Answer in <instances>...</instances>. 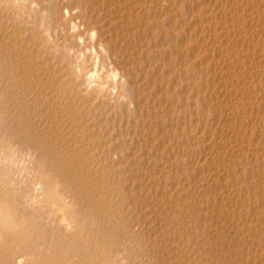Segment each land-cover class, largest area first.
<instances>
[{
  "label": "bare ground",
  "instance_id": "bare-ground-1",
  "mask_svg": "<svg viewBox=\"0 0 264 264\" xmlns=\"http://www.w3.org/2000/svg\"><path fill=\"white\" fill-rule=\"evenodd\" d=\"M31 1L42 5L41 0ZM72 1L79 8L76 16L83 17L82 23L86 26L77 35L98 33L92 45L107 66L104 80H97L89 89L85 75L92 70H87L85 62L80 60V48L50 41L45 33L50 31L49 24L44 34H40L34 31V25L24 23L27 19L20 21L17 11L11 17L5 11L15 0H0V58L4 61L0 71L9 83L14 80L26 84L29 95L34 98L20 90L21 98L25 102L26 98L33 101V106H44L51 118L54 117L52 128L58 131L62 124L64 138L75 134L74 143L61 142L59 146L63 149L58 159L66 164L72 178L78 179L86 191L90 190L91 197L100 201V206L97 205L102 212L101 220L112 223L115 206L121 201L128 202L129 207L142 199L144 211L140 217L143 222L145 219L154 225V238L163 236L159 240L162 248L158 249L161 263L264 264V0H70L65 5L60 0L51 8L61 18L64 7L72 8ZM19 9H24V5ZM57 23L63 24V21L59 19ZM31 37L35 40L29 45ZM113 73L118 75L116 80L111 79ZM16 90L19 91L18 86ZM71 180H67L64 192H55L60 195L58 206L62 208L68 205ZM40 189L42 194L52 197L50 186L43 185ZM67 208L63 210L67 212ZM72 212L74 217L76 212ZM62 215L59 216L74 221L73 217ZM75 222L66 224L75 228ZM122 223L125 227V222ZM119 225L114 226L119 228ZM8 237L3 234L1 239L5 241ZM102 241H107L106 253L99 259V255H94L113 264L115 257L109 251L115 240L113 243V240ZM22 242V253L16 260L28 264L29 260L22 257L34 251ZM101 248L95 249L101 251ZM103 261L100 262L103 264ZM4 262L0 260V264H10L8 259ZM57 263L51 259L42 264Z\"/></svg>",
  "mask_w": 264,
  "mask_h": 264
},
{
  "label": "rangeland",
  "instance_id": "rangeland-1",
  "mask_svg": "<svg viewBox=\"0 0 264 264\" xmlns=\"http://www.w3.org/2000/svg\"><path fill=\"white\" fill-rule=\"evenodd\" d=\"M41 1H42L41 2L42 5L39 6V4L36 1L32 2L31 0H18V1L15 0V2H12L13 5H10L11 7H8L9 9L6 10L5 12L6 13L9 12L8 14L12 17V12L15 11V14H16V11H17V14L19 16V20L20 21L22 20V22L24 21V19L25 20L27 19L26 21H28V18L30 17L29 20L31 22L30 21H28V22L24 21V23L25 24L28 23L29 26L30 25L31 26L34 25V27H35L34 31L35 32L39 31L40 34L41 33L44 34L43 30L45 29L47 24H49L50 31H45V33H46V36L48 38H50V41H53L54 43H59V45L73 44L75 48H80L79 49V57H80L81 53H85L86 49H94L95 50V48H94V46L92 44H94V42L98 38L97 31H95L96 32V38H95L96 40L95 39L93 40L91 38V35H90L91 32L90 33L89 32L83 33L81 36L77 35V32L81 31V30L83 31L86 28V26H85V24L82 23V18L83 17L80 16V18H79V16H76V15H78L79 8H76L75 2H73V1L71 2L70 5H71L72 8L64 7V10H62L63 14H61V18H59L56 15V13H55V9H52V8H55L57 6V4L60 3V2H58L60 0H55V1L54 0H41ZM46 1H47V3H46ZM61 1H63L62 4L65 5V4L69 3L70 0H61ZM32 3H34V4H32ZM21 4L24 5V9H22V10L19 9V7H21ZM33 5H35V6H33ZM51 6H52V8H51ZM26 8H29V9H26ZM65 9L67 10V14H65V12H64V11H66ZM22 16L24 18H21ZM15 17H17V16H15ZM73 17H74V19H73ZM10 19H12V18H10ZM59 19L63 21V24L57 23V20L59 22ZM64 24H66V25H64ZM74 27H75V31L73 32V28ZM25 33H26V35H30V32H25ZM80 38L83 39V43H80ZM28 40L29 41L31 40V41L29 42V41L26 40V43L29 42V45L30 44L32 45L33 44L32 41L35 40V38L33 39L31 37ZM50 41H45V43H50ZM99 56L101 57V55L97 54L96 51H95V54H93L92 51H88V52L85 53L84 58H83L82 61L85 62L86 66H87L86 67L87 70L88 69L93 70L92 64L93 65L95 64L97 66L96 67V71L98 72V74L100 76L99 80H104L103 78L105 77V75L107 73V70H105V69H107L106 68L107 66H105L102 63L101 59L103 57H101V59H100ZM1 57H2V55H1ZM2 58H4V57H2ZM5 59H7V58H5ZM95 59H97V60L95 61ZM2 60L0 58V66H1L2 62L4 63V61H2ZM90 66L92 67V69H91ZM101 69H103L104 71H101ZM104 72H105V75H104ZM0 74L3 77L2 78L0 76V79H1V82H0V234H1L0 235V260L2 262H4V261L6 262L7 259H8V261H10V264H20L17 260L20 258L19 255L22 253V251H21V241H23L22 242L23 244L28 245V250L32 249L34 251V254H32V255L25 254V257L24 256L22 257L23 260H29L28 264H34V263L35 264H39V262H40V264H42V263H44L46 261H49L51 259L52 260L54 259V262H56V263L58 262L57 264H65V263H67V264H75V263H77V264H81V263L82 264H88V263L89 264H95V263L96 264H102L101 262L103 260H101V259L98 260V259H99V257L101 258V256L104 255V253H106V251H107V247H106L107 245H105L107 243V241H105L106 243H104V241H102L103 239H105V240L107 239L108 243L110 242L109 240H113V241H111L112 243L114 242V240H115V242H117L116 243L117 245L115 244V242L113 243L114 246L112 245L113 248H111L112 250L109 251V254L111 255V257L112 256L115 257V258H112L114 260L115 264H118V263L119 264H126V263L130 264L131 262H132L131 264H133V263L134 264H138V263H140V264H151V263H153L154 264V262H155V264H163V263H161V260H160V257H159V253L160 252L158 250V249L162 248V246H161L162 242H159V240L162 241L161 238L163 236L159 235L158 236L159 239H158L157 236L154 238L153 237L154 225L150 224V223L148 224L147 222H145V219H144V222H143V219H142L143 217H140V216L143 215V212L141 213V211H144V205H143L144 203L141 202L143 200L141 199V201L139 200V201H137V203L129 205L130 208L128 207L129 203L126 202V201H121L122 203H118V205L115 206V209H116L114 211L115 216H113L114 220H113L112 223H114V224L106 223L105 221H103V219L101 220V217H100L101 215H99V214H102V212H100V209H99V207L97 205V204H99L100 201L96 200V197H91L92 195H91L90 190L86 191L85 186L82 183H80V181L78 179L77 180L73 179L72 178L73 175H70L71 171H69V169L67 167H65L66 164H62V161L59 160L61 158L59 156V151H60L61 148L63 149V147H61L62 145L61 146H59V145L61 144L62 141H63L62 143L65 142V144H68L69 142L70 143H74V141L77 140L76 137H75V134L66 135L67 139L64 138L62 136V134H61V131H62L61 126H63V125L59 124V127H60L59 129H61V130L58 129V131L54 129L55 127L52 128L51 124H53L52 120H53L54 117L52 116V118H51V116L49 114V111L47 109H45L44 106H42V105L33 106V104H34L33 101L29 102V99L27 100L26 97H25L26 98V102H25V99L23 101V99L21 98V95H22L21 93L22 92L25 93V91H27V92L29 91V89H27L26 84H21V83H18L17 81H14V80H11L12 82L9 83L10 80L9 79L7 80V77L4 74H3L4 75L3 76L1 71H0ZM102 76H104V77L102 78ZM6 81H7V83H5ZM4 83L6 85H4ZM14 83H16V84H14ZM8 84H10V85H8ZM2 85H3V87H2ZM14 86H16V87H14ZM17 86H18V90L19 91L16 90ZM23 86H25L26 88L22 89ZM13 88L14 89L16 88L15 91L17 93L13 90ZM11 89H12V91H11ZM20 90H23V91L21 92ZM7 91H8V93H7ZM12 92H15L16 94L12 95L11 94ZM29 93L30 92H28L27 94L29 95ZM31 95H29V96H30L31 99H33L34 95H33V97H31ZM36 98L37 97H35V99ZM15 100H17V101H15ZM7 102H8V104H7ZM16 102H18L17 105H16ZM36 107H37V109L39 108L41 110H39V109L36 110ZM16 108H17L18 111H16ZM25 110L27 111V113H26ZM39 111H40V113H39ZM41 112H44V113H41ZM32 114H34L35 116L32 115ZM24 115H25V117H24ZM36 115H37V117H36ZM45 115H46V117H45ZM47 116H50V117L48 118ZM28 117H29V119H27ZM17 118H18V120H17ZM58 118H60V115L57 116V119ZM48 119H50V121ZM44 121H46L47 123L46 122L44 123ZM13 122H15V124ZM16 122L19 123V124H17ZM36 124H37V126H36ZM29 125H31L30 128H28ZM17 126L19 127L20 130L18 129ZM22 126H24V127H22ZM48 126H50V127L48 128ZM32 127L35 128L34 134H35L36 137L34 136V134H32V129H33ZM38 127H39V130H38ZM45 128L48 129L49 131L51 130L50 131L51 133L48 130L45 132V130H46ZM36 130L39 132L38 135H41V137L37 135L38 132ZM54 130H55V132H54ZM19 131H20V133H19ZM29 132H30V134H29ZM48 132L50 133V135H49ZM56 132H57V134H56ZM58 133H59V136H58ZM27 134H28V137H26V139H25V136H27ZM47 135H48V137H46ZM44 136L46 138H44ZM69 136H71V137L69 138ZM57 137H59L60 141H59V139ZM20 138H21V140L19 141ZM61 138H62V140H61ZM73 138H74V140H72ZM44 139H46V140L49 139V140H47V142L46 141L44 142ZM52 139H54V142H53ZM70 139H71V141H70ZM50 140H52L51 141L52 143L50 142ZM56 140H58V141L55 142ZM38 142L41 143V144H39ZM45 144L48 145V148H47V145H45ZM65 144L63 146H65ZM17 147H19V148H17ZM50 147H52V148H50ZM12 148L13 149L15 148V149L12 150ZM46 148L48 149V152L46 151L47 150ZM55 151H56V153H55ZM49 153H51V154L48 155ZM58 157H59V159H58ZM55 159H57V160H55ZM10 162H11V164H10ZM35 163H36V165H35ZM34 166H36V167H34ZM71 178L73 180V182H72L73 184H72V186L70 188L71 190H69V192H68V195H69L68 198H67L68 199V205L64 206L65 208H62L61 206H58V204L60 205V199H59L60 195L58 193H55V192L56 191H61V190L64 192L66 190L65 189V184H66V182L71 180ZM79 183H80V186L78 185ZM43 185L44 186L45 185L46 186H50V188L52 189V192H53L52 194L53 195H52L51 198L49 197V195L47 193H43L42 194L40 186H43ZM82 185H83L84 188L82 187ZM74 186H76V187H74ZM79 188H80V190H79ZM88 194H90V197H89ZM92 198H94L95 201ZM81 199H82V201H81ZM139 202H140V204H139ZM141 203H142L143 207H142ZM120 204H122V205H120ZM137 204H138V206H141V207L139 208L137 206ZM92 205H93V207H92ZM99 206H100V204H99ZM134 206H135V208H134ZM60 207H61L62 210L66 209V207H68L67 208V212H65L66 210L65 211L63 210L64 212L62 210H59ZM120 207L121 208L123 207L124 210H125V208H126V210L127 209L128 210L127 211L126 210L124 211L123 209L120 210L121 209ZM91 208H92V210H91ZM70 209L71 210L74 209L73 211L76 212V213L72 212ZM129 209H132V210H129ZM68 210H70V211H68ZM58 211L61 212V213L58 214L57 213ZM120 211H121V213H119ZM123 211H124V213H123ZM69 212H70V214H68ZM71 212L74 213V215L76 217L75 216L73 217V214L71 215ZM62 213H64V215L68 214L67 216H70L71 218L73 217L74 219L72 218V220H74V221H70L69 222L68 220H65L64 217L66 218V216L61 217V216H63ZM139 213H141V215H139ZM92 214H94V215H92ZM116 214H118L119 216L116 215ZM122 214H124L123 215L124 217L122 216ZM59 215H61V216H59ZM87 215H88L89 218L87 217ZM90 216H92V219H91ZM94 216H97V217H94ZM120 216L123 217V218L119 219ZM128 216H131V217L129 218ZM136 216H137V218H136ZM60 217H61V219H60ZM98 217H100V218H98ZM126 217L129 220L132 219L131 222L132 221L133 222L130 223L129 220L126 221ZM86 218H88L87 219L88 221H86ZM90 219L93 220V221L95 220L96 222H94V223H96V224H93L92 223L93 221H91ZM75 220L76 221L78 220V223L75 222ZM136 220H137V222H136ZM66 221L68 222V224L75 222L76 223V226H75L76 229L73 227L74 225L66 224L67 223ZM81 221L83 223H85V224H83ZM85 221L87 223H89L88 224V228H87V223ZM116 221L119 222V223H116ZM123 221L125 222V224H124ZM141 221H142V224H143V228H141L142 227V224H140ZM120 223L124 224L125 227L122 226ZM92 224H93V226H95V228H93ZM97 224H99L100 226L97 225ZM109 224H112L113 226H110ZM117 224L118 225L120 224L122 227L119 225L121 227V228L119 227L120 229L118 228V226L115 228V226ZM132 224H133V226H132ZM65 225H67V227H65ZM80 225H82V226L80 227ZM90 225L92 227H90ZM151 225H153V227ZM63 226H64V228H63ZM70 226H72V227H70ZM77 226H79V227H77ZM144 226H146V228H145L146 230L144 229ZM68 227L70 229H72V230L68 229ZM84 227L87 228V229H85ZM99 227H101V228L99 229ZM91 228H93L91 230L92 232L90 231L91 233H93L92 238L90 236L92 234H90V232H87ZM139 228H140L141 231L139 230ZM107 230H108V232H107ZM111 230L113 231V233H112ZM124 230H126V232ZM148 230H151V232L148 231ZM93 231H95V232H93ZM109 231H111V233ZM119 231H120L121 234L119 233ZM127 231H128V233H127ZM61 232H62V234H61ZM139 232L145 237L143 238ZM148 232L150 233L149 236H148V234H149ZM102 233H103V235H102ZM126 233H127V238L124 237V235ZM137 233H139V235ZM3 234L9 236L5 241L3 239H1ZM86 234H87V236H86ZM95 234L97 236H95ZM99 234H101L103 237H101V235H99ZM118 234H120V235L118 236ZM131 234H132V236H130ZM146 234H147V237H146ZM113 236H114V238H112ZM130 237H131V240L129 239ZM36 238H37V240H35ZM97 238H98V240L95 241V239H97ZM117 239H118V241H117ZM138 239L139 240L142 239V240L137 241ZM64 240H66V241H64ZM68 240H69V242H68ZM87 240L90 243H92L93 241L94 242L91 245ZM132 240H133V242H132ZM81 242H83L84 244H81ZM121 242H122V245H124L125 248H122L123 247L122 245L119 246L118 243L121 244ZM37 243H39L40 245L37 244ZM98 243L100 244V246H98L99 245ZM138 243L141 245V249H139L140 245ZM158 243H159V246H158ZM68 244H69V246H68ZM80 244L82 246L81 248H80ZM127 244H129V246ZM146 244L148 246L154 244V246H150V248H151L150 249ZM63 245H65V246H63ZM95 245H96V247H95ZM104 245H105V247H104ZM125 245L130 247V249L127 248ZM130 245H132V247ZM133 245H136V246L133 247ZM36 246H38V247H36ZM77 246H78V248H75ZM102 246L104 247L103 249L101 248ZM29 247H30V249H29ZM40 247H41V249H40ZM97 247H99V249L101 248L103 251L102 250L100 251L99 249L98 250L95 249ZM114 247H116V249L118 251L115 250ZM152 247H154V250L152 249ZM155 247H156V249H155ZM64 248H65V251H64ZM70 248H71V250L69 251ZM147 248L149 249V251H147L148 250ZM104 249H106V250H104ZM122 249H123V253L121 251ZM128 249H129V251L131 250V251H134V252H129V251H127ZM142 249L145 251V253H144V251ZM28 250H26V251H28ZM96 250H97V252H96ZM113 250H115L116 252H114ZM59 251H60V253H59ZM99 251H100L101 255H100V253H98ZM137 251L138 252L142 251L143 254L141 252L137 253ZM24 252H25V250H24ZM36 252H39V254H37ZM41 252H43L44 254L41 253ZM135 253H136V255H135ZM149 253H151V254H149ZM58 254H59V258H58ZM91 254H93V255H91ZM94 254H96L97 256L99 255L98 259L96 258L97 256H95ZM148 254H149V256H148ZM72 255H74V256H72ZM120 255H121V257H120ZM9 257H10V259L12 261L9 259ZM42 257H43V259H42ZM61 258H62V260H61ZM70 258L72 259L71 261H69ZM86 258H87V260H85ZM92 259H94V260H92ZM154 259H156V260H154ZM63 260H65V261H63ZM96 260H98V261L94 262ZM30 261H31V263H30ZM82 261H84L85 263L82 262ZM91 261H92V263H91ZM11 262H13V263H11ZM23 262L21 264H23ZM98 262H100V263H98ZM104 263H105V261H103V264ZM105 264H107V262Z\"/></svg>",
  "mask_w": 264,
  "mask_h": 264
},
{
  "label": "clouds",
  "instance_id": "clouds-1",
  "mask_svg": "<svg viewBox=\"0 0 264 264\" xmlns=\"http://www.w3.org/2000/svg\"><path fill=\"white\" fill-rule=\"evenodd\" d=\"M33 6H35V5H33ZM66 14H67V10H66ZM73 31H75V28H73ZM90 35H91V38L93 40L96 38V32L95 31L91 32ZM80 43H83V39L82 38H80ZM88 51H92L93 54H95V50L94 49H86L85 53L88 52ZM101 51H103L102 48H101ZM85 53H81L80 54V60H83ZM70 54H71V52H70ZM76 71L79 73V72H81V69L77 68ZM101 71H103V69H101ZM99 78H100V76H99L98 72L96 71V65L94 64L93 65V70L87 72L86 75H85V81H86L87 87L89 89L94 87L95 86V82L97 80H99ZM117 78H118V75L116 73H113L112 76H111V79L116 80Z\"/></svg>",
  "mask_w": 264,
  "mask_h": 264
}]
</instances>
